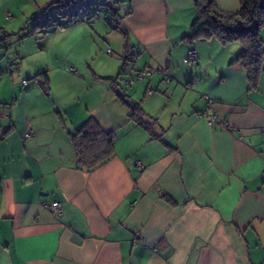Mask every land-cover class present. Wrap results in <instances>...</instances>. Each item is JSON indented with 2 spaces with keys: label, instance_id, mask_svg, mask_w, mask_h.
I'll return each mask as SVG.
<instances>
[{
  "label": "crops",
  "instance_id": "obj_1",
  "mask_svg": "<svg viewBox=\"0 0 264 264\" xmlns=\"http://www.w3.org/2000/svg\"><path fill=\"white\" fill-rule=\"evenodd\" d=\"M17 1L0 0V11L35 15L57 0ZM195 2L122 0L118 25L93 18L53 33L62 35L56 46L71 44V59L94 66L24 71L17 61L10 72L19 78L0 80V126L11 128L0 142V264H264V72L251 89L230 64L237 44L184 40ZM215 4L231 13L240 0ZM188 50L197 54L190 67ZM126 54L134 71L161 67L172 79L153 74L125 93L142 124L106 80ZM43 72L46 91L35 79ZM205 96L211 125L201 116ZM89 119L113 133L114 148L86 172L70 133ZM52 202L61 215L45 207Z\"/></svg>",
  "mask_w": 264,
  "mask_h": 264
},
{
  "label": "trees",
  "instance_id": "obj_2",
  "mask_svg": "<svg viewBox=\"0 0 264 264\" xmlns=\"http://www.w3.org/2000/svg\"><path fill=\"white\" fill-rule=\"evenodd\" d=\"M79 0H57L48 4L41 12L34 15L35 20L42 18L38 27H65L62 22L54 24L51 21L49 12L55 6L69 5ZM122 0L114 2V7L108 13L107 19H111L114 25H118V11L116 6ZM195 7L197 16L190 25L189 34L184 40L193 42L197 40L216 39L222 45L235 43L239 46L236 57L230 64L239 63L244 69L250 88L256 90L258 87L259 76L264 72V45L260 39V32L264 29V0H240L239 9L235 12L224 13L219 11L215 0H196ZM96 7L91 8L90 17L85 22H90L98 17ZM62 25V26H61ZM0 37L3 40L6 36L0 28ZM124 66L130 59V54L123 58ZM123 66V67H124ZM15 70V68H13ZM122 70V69H121ZM121 73V72H120ZM119 75L116 79H106L117 96L123 103L124 100L119 97L117 88L119 87ZM38 84L43 90L48 88V78L46 73H39L35 76ZM143 112L136 105L132 110L131 118L136 122H141ZM11 128L0 126V142L9 134ZM70 140L75 156L76 167L80 170L90 172L106 163L113 156L114 136L112 132L101 130L98 124L89 119L81 128L70 133Z\"/></svg>",
  "mask_w": 264,
  "mask_h": 264
},
{
  "label": "rangeland",
  "instance_id": "obj_3",
  "mask_svg": "<svg viewBox=\"0 0 264 264\" xmlns=\"http://www.w3.org/2000/svg\"><path fill=\"white\" fill-rule=\"evenodd\" d=\"M15 1L18 2L17 0H12L13 3H15ZM4 11H8L9 15L5 16V12L0 11V28L2 32L6 34L3 40L0 39L1 81H8L9 78L11 80H17L19 78L17 77L19 74L16 72L11 74L10 72L11 68H15L16 70L18 62L22 64L24 71L58 65L66 71H69L71 67L79 73L78 67L82 65L83 68H89L91 65L94 66V64L87 62L81 56L71 59L69 54L72 52V48L69 42L59 47L55 45L58 41L62 42V35L58 34L53 36L54 31L57 30L60 32L69 27L63 29H60V27H47L50 25L49 23L47 26L38 27L40 20L44 18V16L35 20L34 14H28L29 12H27V10L23 12L24 15L6 8H4ZM97 15V19L102 22L107 24L114 23L110 18H103L104 8H99ZM0 37L2 36L0 35ZM17 56L18 60L15 59ZM56 58L59 59L58 62H55ZM13 59H15V63L13 66H10L8 61ZM185 66L190 67V65L187 64H185ZM31 80H33L32 77L29 78V82ZM119 87L127 95H130L131 89L134 88V86H126L123 83H120Z\"/></svg>",
  "mask_w": 264,
  "mask_h": 264
},
{
  "label": "built area",
  "instance_id": "obj_4",
  "mask_svg": "<svg viewBox=\"0 0 264 264\" xmlns=\"http://www.w3.org/2000/svg\"><path fill=\"white\" fill-rule=\"evenodd\" d=\"M116 1L117 0H79L69 5L67 4L55 6L52 10H50L49 16L51 21L54 22V24L56 21H61L62 25L64 24L66 27L73 22L87 20L90 17L91 8L96 7L97 10L99 8H104L103 18L107 19L108 13L110 12V10L113 9L114 2ZM58 22H56V26H58ZM107 51L109 53L111 52L110 49H108ZM130 59L132 60L133 58ZM130 59L128 62L131 61ZM128 62L122 68L119 76V82L123 83L126 86H132L136 81H141L147 77H150L153 74L163 75L164 82L167 84L171 83L172 81L167 71L161 67L156 69H145L140 72H136L131 66H129ZM183 62L188 65L196 64V52L194 50H188L183 56ZM11 71H14V69H12ZM25 84L26 82L23 81V85ZM212 104L213 100L209 96H205V109L202 112L201 116L207 118V122L209 125L213 124L217 119L215 111L212 110ZM30 137V133L25 134V138ZM45 207L49 211H51L54 216H59L62 214V206L58 202L45 204Z\"/></svg>",
  "mask_w": 264,
  "mask_h": 264
},
{
  "label": "water",
  "instance_id": "obj_5",
  "mask_svg": "<svg viewBox=\"0 0 264 264\" xmlns=\"http://www.w3.org/2000/svg\"><path fill=\"white\" fill-rule=\"evenodd\" d=\"M65 1H68V0H65ZM117 93H118L119 97L124 100V103L130 109H133L136 106V102L133 99L127 97L125 92L121 88H117ZM142 121H143L144 124L150 125V126H152L154 128L156 136H158V137L161 136V131H160L159 126L156 125L153 120H151L147 116H143L142 117Z\"/></svg>",
  "mask_w": 264,
  "mask_h": 264
},
{
  "label": "bare ground",
  "instance_id": "obj_6",
  "mask_svg": "<svg viewBox=\"0 0 264 264\" xmlns=\"http://www.w3.org/2000/svg\"><path fill=\"white\" fill-rule=\"evenodd\" d=\"M195 65V64H194Z\"/></svg>",
  "mask_w": 264,
  "mask_h": 264
}]
</instances>
